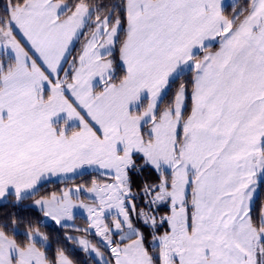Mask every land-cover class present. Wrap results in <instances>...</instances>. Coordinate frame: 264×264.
Wrapping results in <instances>:
<instances>
[{"label": "snow or ice", "instance_id": "snow-or-ice-1", "mask_svg": "<svg viewBox=\"0 0 264 264\" xmlns=\"http://www.w3.org/2000/svg\"><path fill=\"white\" fill-rule=\"evenodd\" d=\"M262 192L264 0H0V264H264Z\"/></svg>", "mask_w": 264, "mask_h": 264}, {"label": "trees", "instance_id": "trees-1", "mask_svg": "<svg viewBox=\"0 0 264 264\" xmlns=\"http://www.w3.org/2000/svg\"><path fill=\"white\" fill-rule=\"evenodd\" d=\"M74 182H77V180H75ZM78 182L80 184L84 183V181L81 179ZM40 195H41V193H40ZM260 201H264V192H262L260 194ZM27 205H28V201H25L20 206V208H18V209L12 208L11 202L8 203V206H0V217H4L5 215L12 214L14 212L18 213L23 220L30 221L33 224L34 228H38L39 230L43 231L44 233H48L52 238H55L56 231L58 230V226L50 225V224H46V223H43V224L38 223V221H45L43 219V215L41 213L34 212L33 210L28 209L26 207ZM25 230H26L25 226H23V225L19 228V231L21 233L24 232ZM59 232H60L61 238H63V236L65 235L66 232H71V229H62V230H59ZM55 247H56V245L53 244V253H54ZM68 248L71 250L78 251L76 246L72 245V244H68ZM74 258L81 259V260L85 259L83 253H80L78 256H76ZM86 264H91V261H86Z\"/></svg>", "mask_w": 264, "mask_h": 264}, {"label": "rangeland", "instance_id": "rangeland-1", "mask_svg": "<svg viewBox=\"0 0 264 264\" xmlns=\"http://www.w3.org/2000/svg\"><path fill=\"white\" fill-rule=\"evenodd\" d=\"M22 39V38H21ZM26 43V42H25ZM83 180L84 183L81 184H91V181L93 179H97L99 182L103 183L106 181V178L103 176H97V175H84V176H76L75 179L68 181L67 183H61L59 181L55 182V183H48L46 184L44 187L41 188L40 193L41 195H50L52 192L54 191H58L61 188H75L76 185H79L80 183L78 181ZM75 180H77V182H74ZM87 196V193H84L81 196V199H84ZM36 198H39V196H37ZM28 201V205L33 203L32 200H27ZM11 201H9L8 203H10ZM80 212L79 215H77L76 219L73 222H70L74 225V227H79V228H84L86 227V221H87V214L84 213L82 210H78ZM43 219L45 220V218L43 217ZM49 222L50 225H55L54 221H46ZM110 223V220L108 221ZM56 226V225H55ZM41 231V230H39ZM43 232V231H41ZM71 234L75 235L74 232H71Z\"/></svg>", "mask_w": 264, "mask_h": 264}, {"label": "crops", "instance_id": "crops-1", "mask_svg": "<svg viewBox=\"0 0 264 264\" xmlns=\"http://www.w3.org/2000/svg\"><path fill=\"white\" fill-rule=\"evenodd\" d=\"M232 2V0H226V3L230 4Z\"/></svg>", "mask_w": 264, "mask_h": 264}, {"label": "water", "instance_id": "water-1", "mask_svg": "<svg viewBox=\"0 0 264 264\" xmlns=\"http://www.w3.org/2000/svg\"><path fill=\"white\" fill-rule=\"evenodd\" d=\"M46 224H49V222H45Z\"/></svg>", "mask_w": 264, "mask_h": 264}]
</instances>
